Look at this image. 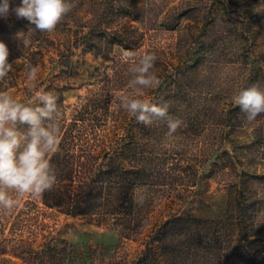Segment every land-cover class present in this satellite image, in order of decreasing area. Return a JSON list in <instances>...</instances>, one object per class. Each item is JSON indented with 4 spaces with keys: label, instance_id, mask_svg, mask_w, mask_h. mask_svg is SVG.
Masks as SVG:
<instances>
[{
    "label": "rangeland",
    "instance_id": "374dc122",
    "mask_svg": "<svg viewBox=\"0 0 264 264\" xmlns=\"http://www.w3.org/2000/svg\"><path fill=\"white\" fill-rule=\"evenodd\" d=\"M10 2L15 7L20 0ZM229 2L238 6L235 34L230 23L212 17L219 0H69L71 11L51 33L44 32L48 47L35 66L36 79L29 81L24 73L5 91L31 106L41 90L55 95L61 136L71 124L75 143H96L135 185L139 225L128 234L113 221L68 215L25 196L11 211L0 209V264H134L161 222L177 214L221 216L231 188L253 193L259 201L256 218L264 220V116L249 124L234 103L242 89L264 88V0ZM123 26L145 38L120 75L113 76L111 61L74 42L75 33ZM202 26L207 35L222 32L224 41L212 56L201 54L202 63L188 67L191 83L184 87L171 76L190 63L188 55L177 54V35L185 29L195 37ZM65 47L62 56L58 51ZM147 49L160 55L163 70L155 91L169 96V115L183 121L171 135L166 122L145 126L121 107L126 94L155 104L157 94L140 89L137 95L131 85L135 61ZM124 51L115 48L121 59ZM99 91L100 115L74 119L85 98ZM81 244L90 248L75 255L72 248Z\"/></svg>",
    "mask_w": 264,
    "mask_h": 264
},
{
    "label": "trees",
    "instance_id": "16d2710c",
    "mask_svg": "<svg viewBox=\"0 0 264 264\" xmlns=\"http://www.w3.org/2000/svg\"><path fill=\"white\" fill-rule=\"evenodd\" d=\"M229 3V0H219L218 12L212 17L223 20L226 26L230 23L235 34L237 23L233 20L238 15V6L229 7ZM246 28L250 30V26ZM205 29L207 26H202L195 37L185 29H180L177 35V54L188 55L190 63L175 69L171 76L175 79L178 77L184 87L191 83L187 76L188 67L194 68L202 63L201 54L212 56L210 54L215 45L219 47L224 41L222 32L215 30L207 35ZM74 38L75 44H84L103 61H111L110 68L113 76H116L120 75L125 61L116 55L115 48L133 52L145 37L138 29L123 26L108 32L89 29L75 33ZM0 41L7 45L9 62H13V70L0 81V91H5L15 85L17 78L28 73L29 65L35 67L38 64L42 51L48 47V40L44 32L12 14L7 19L0 17ZM66 50H69L68 47L60 49L58 53L63 56ZM146 53L154 54L159 59L160 55L152 53L151 49L145 50ZM158 59L154 72L159 78L163 70ZM156 88L146 89V94L150 96L157 94L152 102L156 105H161L159 102L171 104L169 96L158 95L160 93H156ZM103 104L102 92H95L85 98L74 119L85 120L86 113L99 116L104 109ZM70 126L68 124L64 129L59 150L51 158L57 183L39 198L41 203L68 215L96 216L105 224L113 221L128 234L136 232L139 222L135 218V185L107 151H97L96 143L87 139L75 143ZM258 203L253 193L231 188L221 216L171 215L149 234L134 264H264V220L256 218ZM100 246L105 248L106 244L100 243ZM89 248V245L81 244L72 250L75 255H81Z\"/></svg>",
    "mask_w": 264,
    "mask_h": 264
},
{
    "label": "clouds",
    "instance_id": "9594fccd",
    "mask_svg": "<svg viewBox=\"0 0 264 264\" xmlns=\"http://www.w3.org/2000/svg\"><path fill=\"white\" fill-rule=\"evenodd\" d=\"M71 11L69 0H20L13 7L10 0H0V17L7 19L14 14L17 19H25L36 30L51 33L62 19ZM9 49L0 41V81L13 70L9 62ZM135 53L125 50V62L135 59ZM157 57L144 54L135 63L132 71L135 78L131 85L140 89L158 87L160 79L155 75ZM28 80L37 77V68L28 66ZM34 106L26 105L13 98L6 91H0V209L11 211L18 206L20 199L27 196L37 199L51 191L57 183V174L51 163L52 155L59 150L61 129L57 122L59 109L57 97L51 92H41ZM121 107L138 123L145 126L154 121L166 122L168 134L176 133L183 121L169 115L167 103L150 104L132 95L120 98ZM234 103L245 114L251 124L264 116V88L258 84L242 89ZM24 129V130H21ZM15 193V197L10 193Z\"/></svg>",
    "mask_w": 264,
    "mask_h": 264
}]
</instances>
